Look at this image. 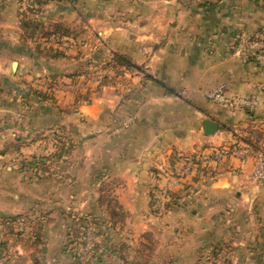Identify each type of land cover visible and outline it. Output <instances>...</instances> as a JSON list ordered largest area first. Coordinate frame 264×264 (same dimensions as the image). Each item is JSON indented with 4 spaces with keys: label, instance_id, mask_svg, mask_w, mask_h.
<instances>
[{
    "label": "crops",
    "instance_id": "0c3cea01",
    "mask_svg": "<svg viewBox=\"0 0 264 264\" xmlns=\"http://www.w3.org/2000/svg\"><path fill=\"white\" fill-rule=\"evenodd\" d=\"M31 5L0 0V204H9L0 212L45 203L61 233L68 211L112 216L110 243L125 245L128 264H251L264 233V179H250L253 157L202 154L234 141L236 127L249 141L262 135L264 60H246L237 40L264 39V0L50 2L44 29L60 26L78 43L61 55L21 26ZM114 53L138 69H100ZM219 83L256 95L253 117L207 99ZM204 119L218 122L213 134ZM60 141L67 153L45 173L21 170ZM165 185L179 198L152 214L151 191Z\"/></svg>",
    "mask_w": 264,
    "mask_h": 264
},
{
    "label": "trees",
    "instance_id": "16d2710c",
    "mask_svg": "<svg viewBox=\"0 0 264 264\" xmlns=\"http://www.w3.org/2000/svg\"><path fill=\"white\" fill-rule=\"evenodd\" d=\"M61 0H32V5L27 7L26 10L30 13L26 15L25 11L21 12L20 23L30 37L41 39L49 38L53 35L70 37L60 26L55 25L51 30L44 29L42 25V9L50 3ZM251 39H259L258 36H249ZM238 38V37H237ZM239 40V39H238ZM237 40V45L239 41ZM57 50V54L61 55L63 51ZM246 60H258L257 54L249 53ZM124 66L127 69H138V66L131 61L129 57L121 53H114L112 57L100 64V69L104 68H117ZM89 73V72H86ZM85 73V74H86ZM31 93L36 96L40 95L35 90L29 89ZM42 98H49V96L43 95ZM253 117V111L246 110ZM67 153L65 142L60 141L58 149L45 156L33 159L25 163L21 170L31 171L33 175L39 173H45L48 170V165L58 162ZM179 198V193L171 191L168 201L165 203V209L155 215H159L166 210H169ZM109 202V201H108ZM110 214V212L108 213ZM65 221V234L61 253L66 258V264H119L121 260L122 264H128V261L122 256L124 244L122 242L114 245L110 243L114 233L112 230V216L109 218L94 215L91 213H80L77 211H68L64 215ZM47 214L42 209L31 208L30 210L23 211L16 214H4L0 212V227L6 240L14 239L22 241L21 247L25 250L35 249L40 244L44 243L43 231L45 228ZM28 221L29 225L21 231L15 230L18 224L26 226ZM109 222V226L107 223ZM112 224V225H111ZM88 230L91 232V237L94 239L89 243L88 251L84 257H81V248L86 243V234ZM7 241L0 240V261L4 258V250H8L6 247ZM253 262L251 264H264V233L261 240H259L252 248ZM133 264V262H132Z\"/></svg>",
    "mask_w": 264,
    "mask_h": 264
},
{
    "label": "built area",
    "instance_id": "2783aa9c",
    "mask_svg": "<svg viewBox=\"0 0 264 264\" xmlns=\"http://www.w3.org/2000/svg\"><path fill=\"white\" fill-rule=\"evenodd\" d=\"M54 47L58 50L65 51L75 49L78 46L77 41L72 37L53 35L49 38ZM238 51L246 59L249 53L257 54V58L264 60V39H251L246 34L239 37ZM257 88L264 92V82H259ZM184 91H180L183 93ZM207 99L226 106L230 110H249L253 111L258 106V98L256 95H230L227 93L224 83L217 84L214 88L205 93ZM129 120L123 123L126 127ZM261 136L249 141L247 140L243 130L236 127L233 130L234 141L221 145L210 146L209 152L202 154V158H209L214 161H221L229 156H236L242 159L253 157L255 160L254 170L250 175L251 180L260 181L264 179V124L260 128ZM189 166L196 164L195 159L191 158L187 161ZM188 166V167H189ZM186 167V169H188ZM171 175H174L172 172ZM172 188L168 185L156 186L151 191L149 204V212L157 214L165 209V203L168 201Z\"/></svg>",
    "mask_w": 264,
    "mask_h": 264
},
{
    "label": "rangeland",
    "instance_id": "374dc122",
    "mask_svg": "<svg viewBox=\"0 0 264 264\" xmlns=\"http://www.w3.org/2000/svg\"><path fill=\"white\" fill-rule=\"evenodd\" d=\"M111 198V197H110ZM106 198L111 202V199ZM0 205H9V204H0ZM36 208V207H35ZM31 208H27L26 210H30ZM45 211L47 208L45 207V203L41 208ZM24 210V211H26ZM105 217V216H103ZM57 217L53 218L54 223L46 220V228H44V243L37 246L35 249L25 250L21 247V242L19 240L9 239L6 240L2 228L0 227V240L7 241L6 247L9 249L4 250V258L0 261V264H66V258L61 253V248L63 245L64 234H65V221H64V232L57 231L59 225L56 223ZM30 226L28 221L26 222V226L23 224H18L15 227V230L21 231L22 229ZM50 227V228H48ZM28 228H26L27 230ZM94 239L91 237V232L88 230L86 234V243L81 248V257H84L89 248V243H91ZM254 260V259H253ZM121 263V260L119 261ZM137 264V263H136ZM140 264H159L154 263L152 257H142ZM220 264H229L227 261Z\"/></svg>",
    "mask_w": 264,
    "mask_h": 264
},
{
    "label": "water",
    "instance_id": "95a60500",
    "mask_svg": "<svg viewBox=\"0 0 264 264\" xmlns=\"http://www.w3.org/2000/svg\"><path fill=\"white\" fill-rule=\"evenodd\" d=\"M16 61L11 62V71H14L16 68ZM218 129V122L211 119H204L202 121V130L205 134L210 135L213 134Z\"/></svg>",
    "mask_w": 264,
    "mask_h": 264
}]
</instances>
